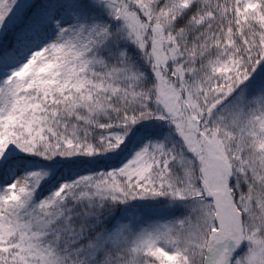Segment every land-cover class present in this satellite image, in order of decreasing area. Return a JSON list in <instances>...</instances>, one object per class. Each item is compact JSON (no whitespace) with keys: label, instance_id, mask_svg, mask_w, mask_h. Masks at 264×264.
Instances as JSON below:
<instances>
[{"label":"snow or ice","instance_id":"snow-or-ice-1","mask_svg":"<svg viewBox=\"0 0 264 264\" xmlns=\"http://www.w3.org/2000/svg\"><path fill=\"white\" fill-rule=\"evenodd\" d=\"M0 264H264V0H0Z\"/></svg>","mask_w":264,"mask_h":264},{"label":"trees","instance_id":"trees-1","mask_svg":"<svg viewBox=\"0 0 264 264\" xmlns=\"http://www.w3.org/2000/svg\"><path fill=\"white\" fill-rule=\"evenodd\" d=\"M148 200L140 201V202L132 201L128 205H118L116 207V211L113 219H121L123 215L127 211L132 210V208L135 205L142 206L143 204L149 205L151 207L149 212L151 215H155L157 218H161V219H167L173 215H179L183 211V209L179 208L178 206L176 207L168 206L167 201L164 200L152 199L151 202Z\"/></svg>","mask_w":264,"mask_h":264},{"label":"rangeland","instance_id":"rangeland-1","mask_svg":"<svg viewBox=\"0 0 264 264\" xmlns=\"http://www.w3.org/2000/svg\"><path fill=\"white\" fill-rule=\"evenodd\" d=\"M85 174H87L85 171H81L80 172V175H85ZM45 195H47V193H45ZM148 201H152V199H150V200H148ZM136 209H140L141 211H142V213H143V216H144V218L146 219V220H152V219H160V220H163V219H161V218H157L155 215H151L149 212H150V209H151V207L149 206V205H146V204H143L142 206H137V205H135L133 208H132V210H129V211H127L126 213H128V212H132V211H134V210H136ZM125 213V214H126ZM125 214L123 215V217L125 216ZM122 217V218H123Z\"/></svg>","mask_w":264,"mask_h":264}]
</instances>
